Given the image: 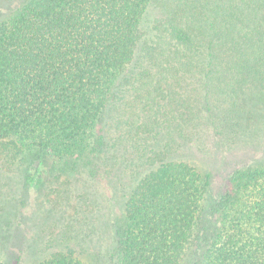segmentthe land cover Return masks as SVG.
<instances>
[{"label": "trees", "instance_id": "trees-1", "mask_svg": "<svg viewBox=\"0 0 264 264\" xmlns=\"http://www.w3.org/2000/svg\"><path fill=\"white\" fill-rule=\"evenodd\" d=\"M252 86L264 0H25L0 17V161L58 183L54 203L62 174L130 176L116 264H264V163L232 168L205 208L211 175L191 161L202 132L232 140L264 117ZM32 264L88 263L58 248Z\"/></svg>", "mask_w": 264, "mask_h": 264}, {"label": "rangeland", "instance_id": "rangeland-1", "mask_svg": "<svg viewBox=\"0 0 264 264\" xmlns=\"http://www.w3.org/2000/svg\"><path fill=\"white\" fill-rule=\"evenodd\" d=\"M24 1H5L0 5V17ZM151 20L149 11L141 23L148 37ZM247 93L245 100L253 107L264 105V93L259 86H252ZM247 128L227 141L207 132L199 135L197 141L203 150L194 151L191 161L211 175V185L202 203L205 208L232 168L264 163V117ZM118 171L116 168L99 176L98 168L86 167L62 174L58 180L68 177L70 194L68 199L54 203V190L50 187L58 183H48L50 187L28 185L15 165L0 161V264H32L58 248L73 250L88 264H116L111 251L113 223L122 210L123 194L133 181ZM82 220L87 222L86 226ZM68 225L71 239L63 242L60 236Z\"/></svg>", "mask_w": 264, "mask_h": 264}]
</instances>
